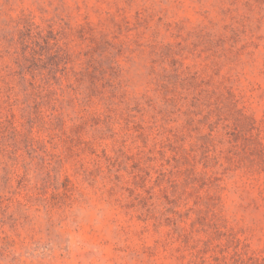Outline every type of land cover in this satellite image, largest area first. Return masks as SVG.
I'll return each instance as SVG.
<instances>
[{"label": "rangeland", "instance_id": "1", "mask_svg": "<svg viewBox=\"0 0 264 264\" xmlns=\"http://www.w3.org/2000/svg\"><path fill=\"white\" fill-rule=\"evenodd\" d=\"M0 264H264V0H0Z\"/></svg>", "mask_w": 264, "mask_h": 264}]
</instances>
